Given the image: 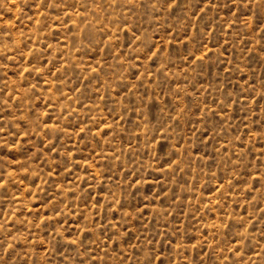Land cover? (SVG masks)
<instances>
[{"label":"rangeland","instance_id":"374dc122","mask_svg":"<svg viewBox=\"0 0 264 264\" xmlns=\"http://www.w3.org/2000/svg\"><path fill=\"white\" fill-rule=\"evenodd\" d=\"M0 264H264V0H0Z\"/></svg>","mask_w":264,"mask_h":264}]
</instances>
